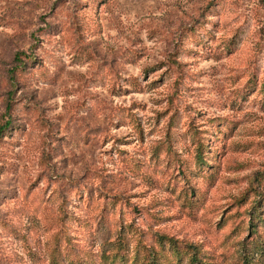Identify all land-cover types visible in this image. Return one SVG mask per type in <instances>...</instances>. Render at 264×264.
<instances>
[{
  "label": "rangeland",
  "instance_id": "rangeland-1",
  "mask_svg": "<svg viewBox=\"0 0 264 264\" xmlns=\"http://www.w3.org/2000/svg\"><path fill=\"white\" fill-rule=\"evenodd\" d=\"M3 123L0 264H264V0H0Z\"/></svg>",
  "mask_w": 264,
  "mask_h": 264
},
{
  "label": "trees",
  "instance_id": "trees-1",
  "mask_svg": "<svg viewBox=\"0 0 264 264\" xmlns=\"http://www.w3.org/2000/svg\"><path fill=\"white\" fill-rule=\"evenodd\" d=\"M6 107H8V105L6 104ZM6 123H3L2 125H0V135H2V131L5 128Z\"/></svg>",
  "mask_w": 264,
  "mask_h": 264
}]
</instances>
